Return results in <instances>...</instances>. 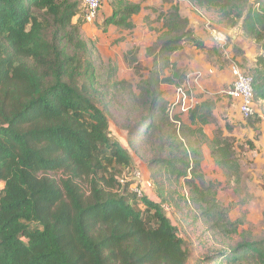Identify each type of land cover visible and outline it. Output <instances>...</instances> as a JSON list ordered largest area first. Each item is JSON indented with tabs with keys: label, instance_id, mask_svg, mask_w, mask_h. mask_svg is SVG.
I'll return each mask as SVG.
<instances>
[{
	"label": "trees",
	"instance_id": "1",
	"mask_svg": "<svg viewBox=\"0 0 264 264\" xmlns=\"http://www.w3.org/2000/svg\"><path fill=\"white\" fill-rule=\"evenodd\" d=\"M177 1L218 6L222 13H241L250 2ZM106 5L103 33L110 26L135 28L140 5L129 0H107ZM85 14L82 0H0V264H189L192 251L166 211L173 202L182 208L176 194L165 196L163 183L152 179L145 187L150 193L139 196L132 190L135 164L128 146L112 134L106 96L97 87L94 50L81 36ZM252 15L248 8L243 24H233V35L247 34L262 44L264 21H252ZM163 29L169 38L159 56H151L149 83H159L153 74L159 59L166 70L175 68L170 56L186 42L197 43L178 4L165 14ZM228 36L232 38L230 32ZM262 49L255 67L246 72L256 109L264 107V45ZM148 87L139 100L147 104V116L131 128L130 148L160 139L161 152L173 150L160 166L179 178L191 172L187 181L212 231L227 239L238 235L241 222L231 221L232 206L217 199V182L205 180V155L185 148L187 132L205 136L202 128L193 127L207 125L214 103L197 104L188 124L172 118L162 105V93ZM256 115L257 110L252 117ZM208 148L225 176L237 179L233 140L216 134ZM179 151L183 158L175 153ZM218 255L211 260L264 264V241H244Z\"/></svg>",
	"mask_w": 264,
	"mask_h": 264
},
{
	"label": "rangeland",
	"instance_id": "2",
	"mask_svg": "<svg viewBox=\"0 0 264 264\" xmlns=\"http://www.w3.org/2000/svg\"><path fill=\"white\" fill-rule=\"evenodd\" d=\"M129 1L146 7L148 11L143 14L141 11V14L133 17L135 26L133 30L110 26L107 33L101 31L100 27L107 11V0H100L99 16L92 23L86 21L81 30L82 39L94 50L92 59L98 75L97 87L103 90L106 96L112 134L128 146L133 157L135 167L130 176L134 180L133 191L150 193L145 187L149 186L151 179L161 181L165 196L166 192L175 193L179 203H182L181 209L173 202L172 209L166 211L172 223L178 228L180 237L192 251L189 264H220L210 257L230 252L244 241L249 243L264 241V107L256 109L258 115L255 117L242 118L238 109L239 102L227 94L234 81L229 72L231 64L226 70L222 69L221 65L214 64L215 57L211 51L213 48L211 42H215L213 39L207 46L199 36L195 37L197 43L186 42L185 50L172 59L175 68L170 66L166 70L164 60L159 59L153 69V74L159 80L157 84L148 81L151 66L148 62L153 54L155 57L159 56V50L169 38L165 36L163 19L166 11L171 10L174 5H179L180 13L181 11L183 13L181 16L188 21V29L192 31L194 30L190 27L191 21L198 26L199 31L200 28H204L205 32H210L216 28L218 32L234 34L233 24L236 22L239 26L243 24L247 16L246 13L244 17L243 13L248 8L253 11L252 21H264V0H250L241 13L238 10L222 13L218 6L204 8L197 2L189 1ZM258 17L260 19H257ZM205 27H208V30ZM193 35L195 36L194 32ZM242 36L243 39L246 38L255 44L259 51L263 50L264 43L256 44L247 34ZM215 44L217 46L216 42ZM235 53L233 61L235 60L243 71H251L248 62L238 61L239 52ZM167 75L169 77H165ZM168 80L171 82H166ZM148 84L157 87L158 92L162 93V105L170 116L188 124L189 112L197 104L205 101L214 103V107L210 109L212 117L209 116L207 119V125L199 122L193 127L202 128L206 137L201 133L191 135V132H187L185 148L201 149L203 156L205 155L202 161L205 180L217 182L215 190L217 199L224 206H232V211L229 212L231 221L241 222L238 235L227 239L212 231L204 216L203 207L196 197L198 194L187 181L192 178L191 172H188V178H179L175 171L160 166L159 161L169 158L173 152L171 148L161 152L160 139L152 145L139 144L136 148H130L131 128L147 116L148 106L139 100L140 95L149 89ZM180 88L184 92L181 99L178 93ZM203 113H208L207 109H204ZM237 116L241 121L237 120ZM216 134L230 137L236 148L239 177L233 181L225 176L210 154L208 147L211 138ZM175 153L183 158L181 151ZM178 165L183 167L182 163L178 162ZM182 198L186 200L187 205L183 203Z\"/></svg>",
	"mask_w": 264,
	"mask_h": 264
},
{
	"label": "crops",
	"instance_id": "3",
	"mask_svg": "<svg viewBox=\"0 0 264 264\" xmlns=\"http://www.w3.org/2000/svg\"><path fill=\"white\" fill-rule=\"evenodd\" d=\"M144 12L148 13V11L146 10V7L143 6L142 7V14ZM167 12L168 11H166V13ZM181 14H183L182 11H181ZM191 28L194 30L195 37L199 36V37H201V41H205V44H204L205 46H207L208 43H210L212 41V39L217 43V46H216L215 42L214 43L211 42L213 45V48L211 49L212 56L215 57L214 58L215 59L214 64L221 65L222 69H224V70H226V68L229 66V64H232V62H235V60L233 61V58L236 57L235 52H239V55L237 56V60L240 62H248L249 67L251 69L255 67L256 57L261 55L262 51H259L258 47L255 44H253L251 41L247 40L246 38L243 39L242 35H240L238 37V36L232 34V38H229V36H228L229 34L223 33V31L218 32L216 30V28L210 30V32L209 31L205 32L204 28H200V31H199L198 26L195 25L193 21H191ZM205 28L208 30V27H205ZM201 33H203V35H201ZM185 46H186V44L183 45V49L181 51L172 55L171 60L173 59V57L175 55H179L180 53H182L185 50ZM152 59H153L152 57L149 58L150 61L148 62L149 63L148 65H151V66H149V68L152 67V62H153ZM172 62L174 63L173 60H172ZM177 68L180 69L179 67H177ZM229 70H230L229 72L232 75L231 65H230ZM236 118L238 120L239 116H237ZM230 121H231V119H230ZM238 121H241V120H238Z\"/></svg>",
	"mask_w": 264,
	"mask_h": 264
},
{
	"label": "built area",
	"instance_id": "4",
	"mask_svg": "<svg viewBox=\"0 0 264 264\" xmlns=\"http://www.w3.org/2000/svg\"><path fill=\"white\" fill-rule=\"evenodd\" d=\"M82 5L86 11L85 15L87 22L92 23L95 21L101 8L100 0H82ZM231 72L234 81L227 94L230 98L239 102L238 109L241 116L244 119H248L256 113L252 78L248 76L236 62H232ZM178 93L180 94L179 98L181 99L182 95L184 96L183 90L181 88L178 89ZM184 101H186V99ZM1 189L2 185L0 184V191ZM134 192H136L139 196H143L142 191L140 190H135ZM166 210L169 209L167 208Z\"/></svg>",
	"mask_w": 264,
	"mask_h": 264
}]
</instances>
